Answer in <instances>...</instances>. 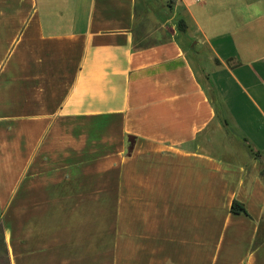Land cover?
<instances>
[{
    "label": "crops",
    "instance_id": "0c3cea01",
    "mask_svg": "<svg viewBox=\"0 0 264 264\" xmlns=\"http://www.w3.org/2000/svg\"><path fill=\"white\" fill-rule=\"evenodd\" d=\"M263 169L264 0H0V264H264Z\"/></svg>",
    "mask_w": 264,
    "mask_h": 264
},
{
    "label": "trees",
    "instance_id": "16d2710c",
    "mask_svg": "<svg viewBox=\"0 0 264 264\" xmlns=\"http://www.w3.org/2000/svg\"><path fill=\"white\" fill-rule=\"evenodd\" d=\"M177 25H178V29L180 30V32L185 34L186 30H187L185 22L183 20H179ZM252 153H253V151H252ZM260 154H261L260 152H257L255 155L259 156ZM261 174L264 177V169H263ZM232 212L234 214H244L246 216H249V214H248L246 208L244 207V205L239 203L238 201H234L233 202V204H232ZM263 240H264V233H262V231L260 230V232L258 234V237H257V240H256V243H261Z\"/></svg>",
    "mask_w": 264,
    "mask_h": 264
},
{
    "label": "rangeland",
    "instance_id": "374dc122",
    "mask_svg": "<svg viewBox=\"0 0 264 264\" xmlns=\"http://www.w3.org/2000/svg\"><path fill=\"white\" fill-rule=\"evenodd\" d=\"M129 139H128V144H129ZM5 249H4V246H3V243H2V236H1V227H0V257L2 258V259H4L5 258Z\"/></svg>",
    "mask_w": 264,
    "mask_h": 264
},
{
    "label": "built area",
    "instance_id": "2783aa9c",
    "mask_svg": "<svg viewBox=\"0 0 264 264\" xmlns=\"http://www.w3.org/2000/svg\"><path fill=\"white\" fill-rule=\"evenodd\" d=\"M193 2H195V3H202V2H204L205 0H192Z\"/></svg>",
    "mask_w": 264,
    "mask_h": 264
}]
</instances>
